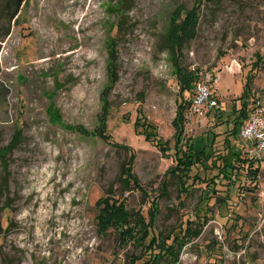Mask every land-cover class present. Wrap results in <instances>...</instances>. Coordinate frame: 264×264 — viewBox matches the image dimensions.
<instances>
[{"label": "rangeland", "instance_id": "rangeland-1", "mask_svg": "<svg viewBox=\"0 0 264 264\" xmlns=\"http://www.w3.org/2000/svg\"><path fill=\"white\" fill-rule=\"evenodd\" d=\"M195 2H23L9 33L0 36V264L146 260L137 243L123 244L114 228H99L97 201L125 198L149 220L164 180L169 191L159 199L150 236L179 233L189 217L203 223L175 264H264V167L255 180L244 169L235 184H218L229 188L222 205L215 197L202 200L205 183L186 193L177 175L166 173L176 164L174 119L181 101L166 30L179 9ZM200 10L198 34L179 61L219 74L222 107L208 112L204 125L185 117L183 135L195 144L212 130L222 141L224 120L243 100L264 106V0H207ZM138 120L154 127L170 149L164 153L148 140ZM116 142L135 151L134 171L144 189L124 187L130 151ZM193 179L186 176V184Z\"/></svg>", "mask_w": 264, "mask_h": 264}, {"label": "trees", "instance_id": "trees-1", "mask_svg": "<svg viewBox=\"0 0 264 264\" xmlns=\"http://www.w3.org/2000/svg\"><path fill=\"white\" fill-rule=\"evenodd\" d=\"M24 1L0 0V36H5L9 33L10 25L20 12ZM204 1L207 0H196L195 6L191 9L190 7H185L186 10L184 7V9H179L180 12H177L175 18L170 19L166 30L168 47L175 58L174 62L176 63L181 84V101L178 104L177 114L174 119L176 126V164L169 167L166 173L177 175L180 182V190L186 193L193 190L195 183H205L202 200H209L215 197V201L222 205L228 202L230 197L229 188L220 190L216 188L217 185L235 184L237 182L236 178L240 177L244 169L247 176L249 177L250 175L255 180L261 171V164L257 159L248 155L238 140L240 126L251 109L249 99L243 100V104L236 110L234 109L236 112L234 116H228V119L224 120L227 122L228 132L222 138V141H216L217 132L215 130L203 136L196 144L191 142L190 137L186 140L183 135L185 109L190 104L192 96V93L188 90H190V83L196 80L198 76V68H193V70L183 66L179 61V56L186 44L191 42L198 34L200 8ZM184 10L186 11L185 15L179 20L178 14ZM245 95H247V92ZM218 112H221L220 108L217 112L215 111V114ZM143 124L147 127H144L143 133H145L148 140H153L164 153L170 149L169 141L163 139L154 127H149L140 120L137 121L136 126L139 127ZM148 124L151 125V123ZM114 144L130 151L129 162L127 161L122 170L123 182L124 180L126 181L124 187L126 184L127 186L130 184V186L133 185L144 189L138 174L134 171L135 151L127 144L118 142ZM193 168H196L195 172H192ZM190 175H194L193 182L186 184L185 177ZM252 179L251 182L253 181ZM248 185V189L253 187L250 183ZM168 187V180H164L161 185V191L152 200L155 206L150 211L149 220L145 218V215L140 210H130L127 207L125 198L103 195L97 201L99 205V213L97 214L99 228L104 231L114 228L123 244L129 242L137 243L138 247L146 250V260L137 262V258L133 257L131 264H157L161 259H166L169 264H175L179 261L183 247L197 237L203 229L201 221L189 217L185 228L181 229L179 233L172 235L171 233L165 234V232L160 231L158 234L154 233L150 236L151 228L157 219L159 199L168 194Z\"/></svg>", "mask_w": 264, "mask_h": 264}, {"label": "built area", "instance_id": "built-area-1", "mask_svg": "<svg viewBox=\"0 0 264 264\" xmlns=\"http://www.w3.org/2000/svg\"><path fill=\"white\" fill-rule=\"evenodd\" d=\"M219 83L220 76L218 73L207 69L198 71L189 111L185 113L188 123L194 117H198L197 121L201 125L204 123V117L208 112L214 108L222 107ZM254 103L255 105L251 106L240 126L238 140L248 155L257 159L261 167H264V106L259 101Z\"/></svg>", "mask_w": 264, "mask_h": 264}]
</instances>
